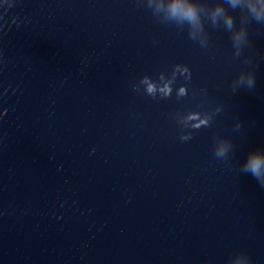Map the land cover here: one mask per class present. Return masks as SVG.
<instances>
[{
    "label": "water",
    "instance_id": "95a60500",
    "mask_svg": "<svg viewBox=\"0 0 264 264\" xmlns=\"http://www.w3.org/2000/svg\"><path fill=\"white\" fill-rule=\"evenodd\" d=\"M195 2L0 0V264H264V16Z\"/></svg>",
    "mask_w": 264,
    "mask_h": 264
},
{
    "label": "clouds",
    "instance_id": "9594fccd",
    "mask_svg": "<svg viewBox=\"0 0 264 264\" xmlns=\"http://www.w3.org/2000/svg\"><path fill=\"white\" fill-rule=\"evenodd\" d=\"M239 0H230V3L235 7ZM200 5L195 2V0H168L166 5V10L169 15L175 19L188 22L193 28L199 27V13ZM248 7L253 14L259 19L261 16H264V0H249ZM224 15V8L222 4L217 3L213 10L212 16L215 20L216 17ZM226 23L231 26L232 16L230 14L225 15ZM180 70L179 68L177 69ZM187 72V68L183 69ZM163 80V77H161ZM148 84V92L152 93L156 90L157 86H154L151 83H148L147 80L144 81ZM172 81L169 80L163 84V87H159V91L164 95H169L171 93ZM185 88L181 87L179 89V94H184ZM247 169L254 175L259 176L262 171H264V153L262 152H253L250 153L246 161Z\"/></svg>",
    "mask_w": 264,
    "mask_h": 264
}]
</instances>
